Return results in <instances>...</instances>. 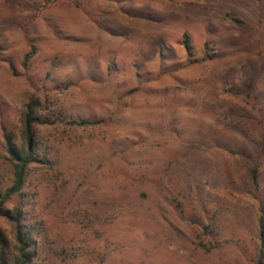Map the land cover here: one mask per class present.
<instances>
[{
  "label": "rangeland",
  "instance_id": "obj_1",
  "mask_svg": "<svg viewBox=\"0 0 264 264\" xmlns=\"http://www.w3.org/2000/svg\"><path fill=\"white\" fill-rule=\"evenodd\" d=\"M30 99L47 103L21 190L33 264H258L264 0H0L5 186Z\"/></svg>",
  "mask_w": 264,
  "mask_h": 264
},
{
  "label": "trees",
  "instance_id": "obj_2",
  "mask_svg": "<svg viewBox=\"0 0 264 264\" xmlns=\"http://www.w3.org/2000/svg\"><path fill=\"white\" fill-rule=\"evenodd\" d=\"M187 47L188 40L183 42ZM11 66V65H10ZM12 71L13 67L11 66ZM47 109V103L39 99H30L23 103L21 109L22 143L20 146L12 143V137L5 135L8 162L11 169L12 180L7 186L0 179V217L10 227L6 234L0 228V264H33L37 254L39 228L26 219L21 190L29 174V166L33 163H44L34 149L33 137L36 134L35 126L40 124L42 113ZM70 124L81 126L91 124L88 119L71 120ZM251 184L258 187L257 168L251 170ZM258 243L254 247V255L250 261L263 264L264 259V210L259 211L256 218ZM195 237L199 246L206 248V253H211L217 248L216 235L211 228V223L204 226V232L197 233ZM207 244L210 247H207Z\"/></svg>",
  "mask_w": 264,
  "mask_h": 264
}]
</instances>
